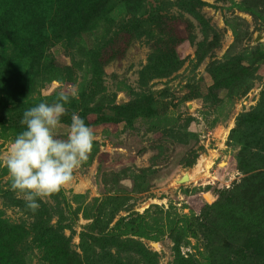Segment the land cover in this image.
<instances>
[{
    "label": "rangeland",
    "instance_id": "obj_1",
    "mask_svg": "<svg viewBox=\"0 0 264 264\" xmlns=\"http://www.w3.org/2000/svg\"><path fill=\"white\" fill-rule=\"evenodd\" d=\"M0 23V161L61 91L56 136L75 112L97 137L35 213L0 164V264H264V0H0Z\"/></svg>",
    "mask_w": 264,
    "mask_h": 264
},
{
    "label": "clouds",
    "instance_id": "obj_2",
    "mask_svg": "<svg viewBox=\"0 0 264 264\" xmlns=\"http://www.w3.org/2000/svg\"><path fill=\"white\" fill-rule=\"evenodd\" d=\"M76 98L61 91L51 103L41 102L23 112L24 130L10 144L0 161L10 177V187L22 196L27 209L35 213L39 200L60 192L74 179V171L89 158L97 139L83 118L73 112L66 139L55 130L66 115V104Z\"/></svg>",
    "mask_w": 264,
    "mask_h": 264
},
{
    "label": "trees",
    "instance_id": "obj_3",
    "mask_svg": "<svg viewBox=\"0 0 264 264\" xmlns=\"http://www.w3.org/2000/svg\"><path fill=\"white\" fill-rule=\"evenodd\" d=\"M68 17H70V16H66V18H68ZM0 41L1 42L2 41H6L9 44H12V47L14 48V50H13L14 52L18 51V49H19V47L16 46V44L13 41V36L10 34V31L5 30L4 26L1 25V23H0ZM32 66H33V64H32ZM261 175H263V178H264V174H261ZM263 178L262 177H258V179H256V180L258 182H261V181H264ZM240 188H242V186ZM67 256H68V260H69V254H67ZM73 256L77 257L76 255H71V257H70L71 260H74Z\"/></svg>",
    "mask_w": 264,
    "mask_h": 264
},
{
    "label": "water",
    "instance_id": "obj_4",
    "mask_svg": "<svg viewBox=\"0 0 264 264\" xmlns=\"http://www.w3.org/2000/svg\"><path fill=\"white\" fill-rule=\"evenodd\" d=\"M256 42H258V39L256 40ZM189 174L184 175L178 182L183 184L185 182H188L190 180V176H188Z\"/></svg>",
    "mask_w": 264,
    "mask_h": 264
},
{
    "label": "bare ground",
    "instance_id": "obj_5",
    "mask_svg": "<svg viewBox=\"0 0 264 264\" xmlns=\"http://www.w3.org/2000/svg\"><path fill=\"white\" fill-rule=\"evenodd\" d=\"M204 160H205V159H204ZM202 163H203V161H202V162H200V164H199V166H198L199 168H201V167H202V166H201V164H202ZM201 170H202V169H201Z\"/></svg>",
    "mask_w": 264,
    "mask_h": 264
}]
</instances>
